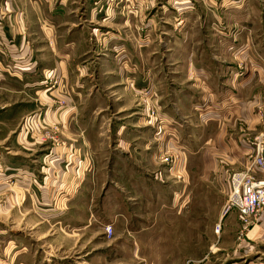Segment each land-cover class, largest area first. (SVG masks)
Returning <instances> with one entry per match:
<instances>
[{
  "label": "rangeland",
  "instance_id": "374dc122",
  "mask_svg": "<svg viewBox=\"0 0 264 264\" xmlns=\"http://www.w3.org/2000/svg\"><path fill=\"white\" fill-rule=\"evenodd\" d=\"M108 1L117 3L112 5L114 12L95 21L85 35L90 38L87 45L94 57V74L88 76L89 82L79 83L72 103L77 110L72 125L85 129V137L67 134V118L48 120L41 110L25 114L24 93L0 87V144L11 145L12 151L23 158L36 159L40 171L45 167L49 168L47 172L56 173L60 165L52 159L67 158L64 160L71 165H81L74 154L90 160L93 169L97 167L96 178L85 177L80 182L76 178L67 180L73 169L67 164L61 167V177L49 173L44 192L35 185L23 186L14 177L0 179V264H246L254 258L263 262L264 244L254 243L251 235L245 234L247 227L237 210L223 216L221 230L216 232L229 198L230 175L247 168L252 151L240 155L230 151L223 142L233 136L221 133L223 120L214 117L207 124L200 119V111L182 103L178 104V113L183 131L179 140L171 135L160 95L172 99V86L185 84L169 81L168 58L162 53L163 58L148 63L149 68L146 64L148 79L140 88L131 79L119 82L117 69L111 71L108 63L104 64L108 48L117 46L106 38H115L118 32L127 34L129 41L137 32L141 34L151 48L145 55L155 59L159 38L167 36L172 26L166 19L171 13L170 0ZM225 1V23L218 26L233 31L229 37L235 36L234 46L232 40L223 45L219 40L218 48L212 35L217 22L209 21L205 26L207 21H197L196 30L209 36L202 41L209 43L208 49L212 47L213 61L219 58L225 64L232 58L227 55L235 51L239 56L234 59L239 71L235 78L244 82L254 61L253 43L264 53V0ZM210 16L207 14L208 20ZM163 51L164 47L159 50ZM152 75L161 87L150 81ZM48 76L51 82H44L45 86L57 84L50 79H56L54 74ZM71 93L69 89L66 97H57L55 106L67 105ZM258 129L250 130L247 121L241 119L226 131L237 132L247 141L264 125ZM78 141L81 149L67 151L70 143ZM41 176L38 173L39 182ZM154 180L156 193L146 188ZM77 184L80 186L75 191ZM59 186L74 190L78 198L70 200L58 190L53 194V188ZM53 210L65 214L55 217ZM108 225L112 226L110 234Z\"/></svg>",
  "mask_w": 264,
  "mask_h": 264
},
{
  "label": "crops",
  "instance_id": "0c3cea01",
  "mask_svg": "<svg viewBox=\"0 0 264 264\" xmlns=\"http://www.w3.org/2000/svg\"><path fill=\"white\" fill-rule=\"evenodd\" d=\"M198 1L170 0L167 2L172 10H169L171 13L167 15L166 19L169 24L172 21V26L169 28V33H165L167 36L159 38L158 44L161 51L164 47V51L156 50L158 56L155 59L145 55L146 50H151V48L149 44L143 41L141 34L137 32L136 37L133 36L135 39L129 41L127 34L118 32L115 38L111 36L106 38L111 41V44L114 43V46L117 45L118 47L108 48L109 52L108 54L105 53L106 62L104 64L107 66L108 63L111 71L117 69L116 75L119 82L123 83L125 79L126 81L131 79L140 88L147 83L145 81L148 79L145 76L146 64L149 68L148 63H153L155 60L157 61V58H163L164 55L167 56L169 69L167 78L171 82L185 84H180L182 85L180 87L179 84H173L174 95L172 99L167 95H160L163 113L166 114L171 126V132L169 131L171 135L179 140L178 135H180V131L181 133L183 131L181 129L182 124L179 122L182 119L178 113V104L182 103L200 111V119L207 121V124L212 123L214 117L215 119H222L221 133L233 136L225 139L226 143L223 142V144L229 146V150L237 155L249 153L252 148L245 138L240 139L241 134L237 132L228 133L226 130L229 126L235 128L236 122L241 119H245L249 129L255 132L259 130L258 128L262 124L264 125V53L257 48V43H253L255 49L253 65L249 69L250 72L247 74L246 81H237L235 76L238 65L235 64L234 59L239 56L235 51L232 52V56L227 55L233 59L231 58V61H227L225 64L219 58L213 61L214 57L212 59L210 57L212 47L208 49L209 43L202 41L203 38L209 36L199 34L196 30L197 21L200 23L207 21L205 26L208 25L209 21L211 23L217 22L216 30L212 35L218 48L220 47L219 40L221 45L232 40L234 46L235 36H233L234 38L229 37L233 31L218 26V24L224 25L225 23L222 15L225 10L222 11V9L227 1L202 0V4ZM114 4L117 3H109L108 0H0V87L2 86L5 90L11 89L15 94L24 93L26 97L24 98L25 114L32 113L34 110L37 113L41 110L40 113H45L44 117L48 120L67 118L70 122L64 129L68 135H77L81 138L86 136L85 129L72 125L77 112L75 105L72 104L77 96L75 89L81 87L80 82H89L88 76L94 74L91 66L94 57L90 52V46L87 45L88 37L86 38L85 35L96 24L95 21L114 12L111 10ZM238 6L241 7V4ZM138 12L139 10H136L135 14ZM130 13L134 12L131 11ZM206 13L211 15V19L208 20ZM191 22H195L196 25H188ZM88 39L90 41V38ZM222 55L223 53H221ZM117 56L120 58L117 59ZM124 58L127 60L126 63H124ZM233 61L234 63H232ZM115 62L117 64L114 67L112 64ZM49 73L54 74L57 79V84L51 87L44 85V82H51L49 81ZM154 77L152 75L150 81L154 82ZM154 83L161 87V82ZM69 89L72 93L67 96V105L56 107L57 97H66L65 94ZM34 94L37 96L35 99L33 98ZM7 112L5 110V113ZM190 115L193 114H187L188 117ZM192 117L194 115L190 118ZM235 134H238L236 138H234ZM81 138L79 140L83 141ZM78 143L79 141L70 143L71 147L67 151H72L75 148L81 149L77 146ZM88 144L89 148L87 149L91 150L92 144ZM186 149L189 150V148ZM46 156L49 158L51 154L47 153ZM24 157L26 158L14 153L11 145L0 144V179L4 181L14 177L17 183L28 188L35 185L44 192L46 187L43 183H46L50 178L49 173L51 176L61 177L59 176L63 173L61 167L67 164L68 167L73 168L69 170L71 174L67 180L76 178L75 180L81 182L85 177L91 179V177L96 178L97 175V167L95 166L93 169L90 160L80 159L76 154L73 157L81 162V165H71V162L64 160L67 158L63 160L52 159V162H57L60 165V169L58 168L56 173L55 170L47 172L49 168L45 167H42L45 171L42 169L40 171L36 159H31L29 156ZM52 158L56 157L52 156ZM38 173L40 176L42 175V182L38 181ZM78 184L76 188L73 186L72 189L75 188L76 191L80 186ZM143 184L145 187V182ZM188 185L186 184L185 189ZM61 187L53 188L52 193L54 194V190H58L64 197L78 198L74 194V190ZM146 188L152 193H156V180L150 183V187ZM53 194H51L52 197ZM42 209L47 210L46 208ZM53 211H55L53 213L56 215L55 217L65 214L61 210ZM253 223L251 238L255 240L254 243L262 245L264 244V209ZM246 264H264V261L259 262L254 258Z\"/></svg>",
  "mask_w": 264,
  "mask_h": 264
},
{
  "label": "built area",
  "instance_id": "2783aa9c",
  "mask_svg": "<svg viewBox=\"0 0 264 264\" xmlns=\"http://www.w3.org/2000/svg\"><path fill=\"white\" fill-rule=\"evenodd\" d=\"M50 79L53 84L57 82L53 76ZM247 143L252 148L253 159L247 168L231 173L229 198L221 220L216 224V232L221 230L223 216L235 209L242 224L247 227L245 234L250 235L253 233L254 220L264 209V129L255 137L247 139ZM106 231L110 234L112 226L108 225Z\"/></svg>",
  "mask_w": 264,
  "mask_h": 264
}]
</instances>
